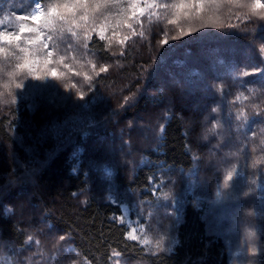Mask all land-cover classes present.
Segmentation results:
<instances>
[{
  "label": "trees",
  "instance_id": "obj_1",
  "mask_svg": "<svg viewBox=\"0 0 264 264\" xmlns=\"http://www.w3.org/2000/svg\"><path fill=\"white\" fill-rule=\"evenodd\" d=\"M52 1L45 0V6ZM21 2L23 7L17 8L23 13L31 0ZM253 26L248 30L254 31ZM152 34H146L147 43H134L122 55L112 54L103 40L91 37L85 47L87 54L95 55L91 57L99 66L113 67L89 81L96 93L86 112L90 110L96 119L86 126L61 129L56 125L59 116L72 114L78 104H54L50 97L54 90L48 85L33 88L30 82L17 101L0 108V255L13 251L29 257L26 243L30 236H36L49 256L70 247L60 264H112L113 254H118L124 264H230V218L220 220L216 213L206 219L207 200H185L171 248L151 253L127 238V228L116 220L121 214L119 204L103 197L106 182L92 170L97 164L112 170L115 195L137 194L142 201H151L150 181L158 171L166 176L193 169V153L201 151L200 156L207 157L208 150L198 147L203 125L191 106L200 109L214 96L211 90L207 92L209 84L205 80H211L216 64L229 57L228 65L246 64L239 53H224L225 49L256 42L255 36L237 31L187 35L160 50L162 59L145 79V67L151 66L158 49L150 47L154 43ZM182 51L195 58L181 59ZM226 73H214L215 78ZM192 84L201 90L196 92ZM137 119L139 123L153 120L152 133L144 139L135 128L127 130L126 124L122 128L123 135L129 133L128 138L123 136L130 141L126 142L128 153L121 155L125 146L121 143L120 151L108 147V153L101 152L102 145L108 144L99 140L115 139L121 124ZM160 127L159 136L152 135L153 129ZM78 150L81 162L75 166L72 156ZM83 164L90 168L85 171ZM240 201L246 206L249 203ZM258 209L252 208L253 212ZM236 221L231 220V226ZM33 259L37 260L32 257L28 264ZM260 264H264V258Z\"/></svg>",
  "mask_w": 264,
  "mask_h": 264
},
{
  "label": "rangeland",
  "instance_id": "obj_2",
  "mask_svg": "<svg viewBox=\"0 0 264 264\" xmlns=\"http://www.w3.org/2000/svg\"><path fill=\"white\" fill-rule=\"evenodd\" d=\"M21 1L0 0V31L8 29L19 32L23 25L25 29L43 30L44 36L52 35L55 39L49 42V50L54 51L53 62L45 65L42 57L35 56L33 59L37 62L31 64V71L28 68L18 70L16 64L23 61L18 60L17 57L23 54L18 52L16 43L13 42L11 47L0 44V49H3L0 51V108L6 103L17 101L19 94L22 92L24 94L30 82L33 88L48 85L54 90L50 95L52 101H55L54 104H61L64 101L68 104L72 102V105L78 104L75 112L65 118L59 116L56 120V125L61 129L86 126L95 118L90 110L86 112L91 102L95 100L93 93H96L89 81L100 73H109L113 67H101L94 62L92 57L95 55L91 57L87 54L85 47L93 36L103 40L112 54L122 55L126 49L135 46L134 43L138 45L147 43L146 34L153 33L154 43L150 47L153 49L156 46L158 49L151 66L145 67L143 76L145 79L151 77L159 59H162L163 53L160 50L163 47L165 50L179 38L215 31L220 34L246 32L249 37L255 36L256 42L243 43L240 47L232 45L224 50V53L228 54L239 53L246 64L228 65L230 57L222 60L223 63L216 64L215 74H220L224 70L227 73L215 78V74L211 71V80L206 78L205 84H209L207 92L211 90L214 96L210 97L211 101L204 103L202 108L200 105V109L196 105L191 106L192 111L200 115L203 125L200 128L198 147L200 150L205 147L208 150L207 157L200 156L201 151L193 153L195 157L193 169L166 176L158 171L156 177L150 181V191L153 195L151 201H142L137 194L115 195L111 184L112 170L100 164L92 165V170L106 182L103 197L119 204L121 214L116 220L127 228V238L138 242L148 252L154 253L171 248L175 241V229L181 221L185 200L189 197L193 199L200 197L210 204L206 219H210L216 213L220 214V220L230 218L228 221V227L231 228L228 236L229 263L260 264L264 258V77L259 73H251L257 68L264 69V8L253 10L252 5L256 0H203L199 9L194 7L190 0H185L189 6L183 9L158 7L159 4L179 5L181 0H121L118 6L111 9L102 8V14L93 11L95 5H92L88 9L87 22L81 21L77 26L72 27V31L77 33L76 36H72L68 31L70 25L67 23L52 22L55 28L52 31L43 20L37 22L18 20L17 16L29 15L32 11L28 3L26 8H23V13L18 12L20 8L17 7H23ZM55 2L57 0L51 3ZM59 2L63 3L64 0ZM259 2L264 4V0ZM132 4L137 5L135 16H133ZM148 4L154 6L149 8ZM140 9H143V15H140ZM252 26L255 30H248ZM102 29L103 39L101 38ZM35 37L36 31H25L22 36V45L31 52L38 50V45L28 44V41ZM57 46L58 50H56ZM182 52H180L181 59L195 58L187 51ZM205 68L208 69V74L210 64ZM51 69H55L56 76H52ZM101 69L106 70L101 71ZM245 71L250 74L245 76ZM13 73L16 74L13 75ZM194 73L196 72L193 71ZM170 83L168 82L169 85ZM191 88L196 92L201 90L200 86L193 84ZM139 120L123 123L118 128L127 124L125 126L127 130L135 128L137 133L145 139L152 133L153 120L146 122L145 119L141 123L137 122ZM121 128L117 131L115 139L99 140V143L107 142L108 144L102 145L104 146L102 153H108L106 150L108 147L120 151V143L125 145L121 155L128 153L126 142L129 144L130 141H125L123 136L128 138L129 133L123 135V128ZM160 129L161 127L153 129L152 135L159 136ZM72 157L73 165H80V150ZM202 165L208 166L200 169ZM83 166L85 171L90 168L86 164ZM105 169L111 173L110 176L105 175ZM241 199L248 200L247 206L244 201L240 203ZM254 206L261 209L253 212ZM246 219H251L252 222ZM231 220L237 221L231 226ZM39 242L41 240L38 237L30 236L26 243L30 251L29 257L22 256V253L15 254L13 251L2 252L0 264H28L32 257L37 260L33 259V262L29 264H60L63 253H68L70 250V247L65 246L62 253L56 252L49 256L41 249ZM112 264L124 263L118 254H113Z\"/></svg>",
  "mask_w": 264,
  "mask_h": 264
},
{
  "label": "snow or ice",
  "instance_id": "obj_3",
  "mask_svg": "<svg viewBox=\"0 0 264 264\" xmlns=\"http://www.w3.org/2000/svg\"><path fill=\"white\" fill-rule=\"evenodd\" d=\"M121 0H64L63 3L57 2L51 3L45 8V0H31L29 7L32 8V11L29 15H19L17 19L20 21H41L43 20L49 28L54 31L52 22L60 21L62 23H67L70 25L68 31L71 32L72 36H76L77 33L72 31V27H75L79 24V22H87L88 20V9L95 5L93 11L101 12V9L104 10L111 9L114 6H118ZM203 0H190V3L196 7L200 8ZM149 8L153 7V4L147 5ZM189 3H186L185 0H181L179 5H168V4H159L158 7L167 9L170 7H178L183 9L188 7ZM133 9V16L136 15L137 5H131ZM253 10L264 8V4L260 3L259 0L252 5ZM140 15H143V9H140ZM102 14V12H101ZM77 17H79V21H77ZM75 22V23H74ZM63 30V29H61ZM25 31L33 32L36 31V37L34 39H30L28 41L29 45H38V50L35 52L29 51L28 48L22 45V36ZM101 38L103 39V29L101 30ZM55 37L52 35L44 36L43 30H37L33 28H27L22 25L20 27L19 32H13L11 30L5 29L0 31V44H5L11 47L12 43H16V47L22 56H18V60H22V63H17L16 68L18 70L28 68L31 71V64L36 63L37 61L33 59L35 56H40L43 58L45 65H50L53 62L54 51L50 49V41H54ZM58 50V46L57 49ZM3 51V49H0ZM106 69H101V71H105ZM259 73L262 77H264V69L257 68L251 74ZM16 73H13L15 75ZM52 76H56L57 73L55 69H51ZM250 73L245 71L244 75L247 76ZM45 87H48L47 85ZM215 111V109H213ZM105 175L110 176L111 173L105 169ZM63 239V237H61Z\"/></svg>",
  "mask_w": 264,
  "mask_h": 264
}]
</instances>
